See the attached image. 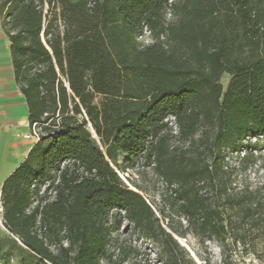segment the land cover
<instances>
[{
	"label": "trees",
	"instance_id": "1",
	"mask_svg": "<svg viewBox=\"0 0 264 264\" xmlns=\"http://www.w3.org/2000/svg\"><path fill=\"white\" fill-rule=\"evenodd\" d=\"M0 18L41 130L2 186L0 264H132L125 219L159 264H264V182L228 156L264 137V0H0Z\"/></svg>",
	"mask_w": 264,
	"mask_h": 264
},
{
	"label": "rangeland",
	"instance_id": "2",
	"mask_svg": "<svg viewBox=\"0 0 264 264\" xmlns=\"http://www.w3.org/2000/svg\"><path fill=\"white\" fill-rule=\"evenodd\" d=\"M169 11V10H168ZM171 16L168 14V19ZM143 44H149L153 41L152 36L147 31L145 35L141 39ZM231 76L229 74H225L222 78V83L226 87L230 80ZM101 96H98L97 100H100ZM41 133V130L38 129ZM31 132V131H30ZM94 133V132H93ZM95 135V134H94ZM27 136V135H26ZM96 136V135H95ZM32 142H36L37 140L30 139ZM251 149L254 152V157H252L249 161L245 163H241V158L243 156L242 153L230 152L229 160L230 164L235 167V173L241 182H249L252 185L260 184L264 182V137H253L250 141ZM250 146H247L248 148ZM122 178L126 181V183L131 187L135 188L132 184L133 182H137L141 186H143L146 191L141 192L148 201L156 200L160 201V193L165 186V182L160 179L152 169H147L143 174H139L135 171H131L127 169L126 171H120ZM131 180V182H130ZM0 228L2 235H9L7 229H5L2 225V204L0 198ZM115 256L114 260L118 257L117 255L121 254L124 251L125 260H128L132 264H159L156 260V252L153 250V246L148 243L145 239L139 236L138 232L135 230L133 225L125 219L123 225L121 226L118 233L115 235ZM182 244H185L187 248L194 253L193 247H197V241L193 236H189L188 239L179 238ZM214 253L216 258L219 257L218 249L213 246ZM123 254V253H122ZM195 254V253H194ZM247 264H259L257 260H253L251 258L247 259Z\"/></svg>",
	"mask_w": 264,
	"mask_h": 264
},
{
	"label": "crops",
	"instance_id": "3",
	"mask_svg": "<svg viewBox=\"0 0 264 264\" xmlns=\"http://www.w3.org/2000/svg\"><path fill=\"white\" fill-rule=\"evenodd\" d=\"M29 108L17 85L10 40L0 18V198L5 179L23 162L34 145L30 133Z\"/></svg>",
	"mask_w": 264,
	"mask_h": 264
},
{
	"label": "built area",
	"instance_id": "4",
	"mask_svg": "<svg viewBox=\"0 0 264 264\" xmlns=\"http://www.w3.org/2000/svg\"><path fill=\"white\" fill-rule=\"evenodd\" d=\"M38 129H40V128L35 125L34 128L31 130V132L29 134H27L26 137L29 139L38 140L40 138V134H41L38 131Z\"/></svg>",
	"mask_w": 264,
	"mask_h": 264
},
{
	"label": "water",
	"instance_id": "5",
	"mask_svg": "<svg viewBox=\"0 0 264 264\" xmlns=\"http://www.w3.org/2000/svg\"><path fill=\"white\" fill-rule=\"evenodd\" d=\"M183 245H185V244H183ZM186 246V245H185ZM187 247V246H186ZM194 256H195V254L194 253H192Z\"/></svg>",
	"mask_w": 264,
	"mask_h": 264
}]
</instances>
